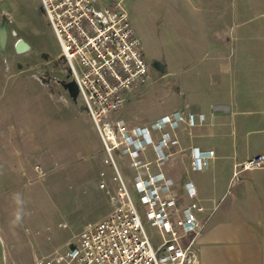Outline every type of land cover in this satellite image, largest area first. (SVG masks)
Here are the masks:
<instances>
[{"label": "rangeland", "instance_id": "obj_1", "mask_svg": "<svg viewBox=\"0 0 264 264\" xmlns=\"http://www.w3.org/2000/svg\"><path fill=\"white\" fill-rule=\"evenodd\" d=\"M235 3L255 7L261 13L253 16L264 19V0ZM6 6L0 3V264H34L37 257L68 249L86 225L109 212V196L99 188L100 173L108 167L41 1ZM2 30L7 33L4 46ZM152 34L141 40L150 77L160 84L152 102L137 111L138 121L152 118L175 100L174 81L181 79L178 59L191 53L190 46L161 45L158 29ZM19 41L28 49L19 51ZM117 162L132 187L134 173L127 160L117 157ZM132 192L144 230L157 248L160 231L151 226L139 195Z\"/></svg>", "mask_w": 264, "mask_h": 264}, {"label": "crops", "instance_id": "obj_2", "mask_svg": "<svg viewBox=\"0 0 264 264\" xmlns=\"http://www.w3.org/2000/svg\"><path fill=\"white\" fill-rule=\"evenodd\" d=\"M22 1L0 3L7 7ZM124 5L140 39L158 29L161 45L190 46L191 53L178 59L181 79L174 81L177 97L171 105L150 119L137 120V111L152 102L160 84L150 78L126 96L127 110L117 117L129 126H148L179 111L202 116L204 121L194 127L182 123L170 132L179 144L167 151L172 155L161 169L152 148L142 159L152 163L151 173L161 171L173 181L179 206L196 203L203 209L197 213L204 226L196 243L198 264H264V169L234 178L237 164L264 154V19L253 16L261 12L232 0H124ZM192 148L214 152L207 170H192ZM118 158L126 159L130 169L127 157ZM102 171L111 176L109 167ZM188 183L196 190L194 199L188 196ZM178 218L176 214L172 221Z\"/></svg>", "mask_w": 264, "mask_h": 264}, {"label": "built area", "instance_id": "obj_3", "mask_svg": "<svg viewBox=\"0 0 264 264\" xmlns=\"http://www.w3.org/2000/svg\"><path fill=\"white\" fill-rule=\"evenodd\" d=\"M41 4L102 142L104 164L112 173L109 177L102 171L99 184L109 195V213L86 225L68 249L37 257L34 264H198L196 243L204 226L197 213L203 209L196 203L179 206L172 194L173 181L161 171L151 173L152 163L142 157L152 148L154 163L161 169L172 155L167 151L179 144L170 132L182 123L194 127L204 118L179 111L148 126H129L117 117L126 96L151 78L124 0H41ZM213 154L192 148V170H207ZM118 155L127 157L135 172L132 187L121 173ZM257 169H264V154L237 164L234 178ZM132 189L139 195L151 226L160 231L162 243L157 248L144 230ZM187 190L194 199L196 190L191 183ZM176 214L181 218L174 223Z\"/></svg>", "mask_w": 264, "mask_h": 264}, {"label": "water", "instance_id": "obj_4", "mask_svg": "<svg viewBox=\"0 0 264 264\" xmlns=\"http://www.w3.org/2000/svg\"><path fill=\"white\" fill-rule=\"evenodd\" d=\"M5 39H6V37H5ZM5 41H6V40H5ZM1 45H2V46L5 45V42L2 43V40H1ZM17 48L20 49L21 51H23V50H25V49H28V45L25 44L23 41H19V42H18V45H17ZM20 50H19V51H20Z\"/></svg>", "mask_w": 264, "mask_h": 264}, {"label": "bare ground", "instance_id": "obj_5", "mask_svg": "<svg viewBox=\"0 0 264 264\" xmlns=\"http://www.w3.org/2000/svg\"><path fill=\"white\" fill-rule=\"evenodd\" d=\"M7 36V33H6V31L4 30V34H3V30L1 31V40H2V43H4L5 42V37ZM18 50V49H17ZM20 50V49H19ZM26 50V49H25ZM25 50H23V51H25ZM21 51V50H20Z\"/></svg>", "mask_w": 264, "mask_h": 264}]
</instances>
